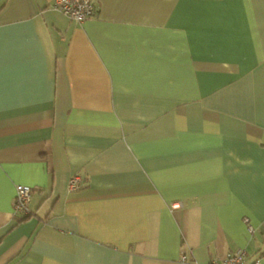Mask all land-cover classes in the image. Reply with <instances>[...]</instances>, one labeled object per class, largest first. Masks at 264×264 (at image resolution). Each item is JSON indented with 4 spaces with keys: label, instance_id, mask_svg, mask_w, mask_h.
I'll use <instances>...</instances> for the list:
<instances>
[{
    "label": "crops",
    "instance_id": "1",
    "mask_svg": "<svg viewBox=\"0 0 264 264\" xmlns=\"http://www.w3.org/2000/svg\"><path fill=\"white\" fill-rule=\"evenodd\" d=\"M52 1L0 0V264H264V0Z\"/></svg>",
    "mask_w": 264,
    "mask_h": 264
},
{
    "label": "built area",
    "instance_id": "2",
    "mask_svg": "<svg viewBox=\"0 0 264 264\" xmlns=\"http://www.w3.org/2000/svg\"><path fill=\"white\" fill-rule=\"evenodd\" d=\"M52 7L69 19L82 23L94 14V4L91 0H53ZM80 178L73 175L69 179L68 189L75 190L79 187ZM31 195V187L25 184L15 185L14 210L27 213ZM245 251L238 249L228 252L223 257L211 258L206 264H244ZM199 264V263H193Z\"/></svg>",
    "mask_w": 264,
    "mask_h": 264
},
{
    "label": "trees",
    "instance_id": "3",
    "mask_svg": "<svg viewBox=\"0 0 264 264\" xmlns=\"http://www.w3.org/2000/svg\"><path fill=\"white\" fill-rule=\"evenodd\" d=\"M31 192H32V187H31ZM27 217V216H26Z\"/></svg>",
    "mask_w": 264,
    "mask_h": 264
}]
</instances>
